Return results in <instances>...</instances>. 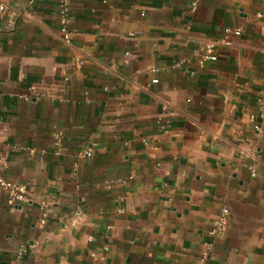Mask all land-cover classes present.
<instances>
[{"label": "crops", "instance_id": "0c3cea01", "mask_svg": "<svg viewBox=\"0 0 264 264\" xmlns=\"http://www.w3.org/2000/svg\"><path fill=\"white\" fill-rule=\"evenodd\" d=\"M71 3L0 0V264H263L264 0Z\"/></svg>", "mask_w": 264, "mask_h": 264}, {"label": "built area", "instance_id": "2783aa9c", "mask_svg": "<svg viewBox=\"0 0 264 264\" xmlns=\"http://www.w3.org/2000/svg\"><path fill=\"white\" fill-rule=\"evenodd\" d=\"M194 7L196 6V2L193 3ZM71 12H72V3L71 0H57V15H58V27L62 34V37L65 42H70L72 39V29H71ZM0 13L8 14V25H13L15 19L13 13L8 10V8L4 4H0ZM242 33L241 28H226L224 30V35L222 37L217 38L216 40L207 41L204 46V51L202 54L203 61L214 62L218 60V52L217 47L222 45H232L233 37L238 36ZM127 56L131 55V52L126 53ZM180 65L185 64V62L179 63ZM158 79H154L153 82H157ZM258 109L261 117L262 123H264V89L260 94V100L258 104ZM260 129V126L256 127ZM85 155L90 156L92 154L91 149H87L84 152ZM0 191H5L7 195V203L10 206L18 205L28 200L27 197V186L18 183L15 181L8 180L2 176H0ZM46 215V214H44ZM229 215V209L223 208L222 213L219 217L214 221L213 227L211 229V234L213 235H221L227 226V219ZM46 220L42 219V223H45ZM211 245L208 244L206 249L202 253V261L201 264H205L206 259L209 256ZM264 264V263H263Z\"/></svg>", "mask_w": 264, "mask_h": 264}]
</instances>
